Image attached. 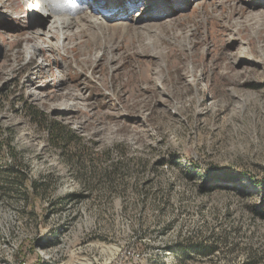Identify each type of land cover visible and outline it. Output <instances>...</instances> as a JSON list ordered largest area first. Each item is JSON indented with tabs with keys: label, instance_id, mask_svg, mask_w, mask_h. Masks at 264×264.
<instances>
[{
	"label": "rangeland",
	"instance_id": "1",
	"mask_svg": "<svg viewBox=\"0 0 264 264\" xmlns=\"http://www.w3.org/2000/svg\"><path fill=\"white\" fill-rule=\"evenodd\" d=\"M27 3L0 0L28 192L0 191V264H264V0H97L68 49Z\"/></svg>",
	"mask_w": 264,
	"mask_h": 264
},
{
	"label": "bare ground",
	"instance_id": "2",
	"mask_svg": "<svg viewBox=\"0 0 264 264\" xmlns=\"http://www.w3.org/2000/svg\"><path fill=\"white\" fill-rule=\"evenodd\" d=\"M38 1L41 4L40 7L36 5V0H21V2L23 3L28 2L27 7H25V11L26 14L27 15L29 14L30 17L32 18L31 23L33 24V26H35V30H34L35 36L41 38V40L45 38L49 46L55 49L57 44L55 45L53 40L56 39V37L59 34L61 35L62 38V42L60 40L61 43L59 45L62 47L65 46V49H68L66 40L69 39V36L72 33L74 34L78 30H81L77 27L75 31L74 29H72L73 26L76 23H78L81 20V18H84L86 15L92 17L93 16L92 10L96 9L97 7H100L98 4L94 3L97 2V0H90L91 1L90 3H88L86 0H38ZM91 8L92 10H90ZM37 13L43 15L45 19L37 20L36 19L37 17H35ZM45 20L49 21V25L47 27L46 32L40 26L42 23L45 22ZM86 26L84 28H86ZM40 34H43L44 38L43 36L40 37ZM38 48H40V45L38 43L35 42L32 44L31 49L33 51L36 52Z\"/></svg>",
	"mask_w": 264,
	"mask_h": 264
},
{
	"label": "trees",
	"instance_id": "3",
	"mask_svg": "<svg viewBox=\"0 0 264 264\" xmlns=\"http://www.w3.org/2000/svg\"><path fill=\"white\" fill-rule=\"evenodd\" d=\"M35 117H37L38 121L42 123V114H40L38 111L33 113ZM48 132L51 133L54 140H58L61 142H67L66 136L68 140L75 139L76 136L72 135L71 132L65 131L64 128L59 126L58 124H49L47 125ZM64 145V144H63ZM2 151H5L6 154L10 155L12 157V160H10L7 164H0V191L2 192H18L21 194L22 199H26L28 197V192L26 191V178L20 172L21 167L24 165L20 160H18L16 154V148L13 144V134L10 132V130L6 128H0V153ZM5 165V166H4ZM240 176H235L233 174L226 175L224 178L221 179L223 182H229V181H238ZM252 183L256 185V181L250 180ZM212 183V186H209V184ZM217 184L216 182H213L210 178H205L200 183V189L202 191H211L214 189L213 185ZM29 185L35 186V182H29ZM218 187V186H217ZM186 245L183 243H177L175 245V249L179 252H183ZM196 250H200V248H197ZM204 250V249H203ZM202 251V250H200Z\"/></svg>",
	"mask_w": 264,
	"mask_h": 264
},
{
	"label": "built area",
	"instance_id": "4",
	"mask_svg": "<svg viewBox=\"0 0 264 264\" xmlns=\"http://www.w3.org/2000/svg\"><path fill=\"white\" fill-rule=\"evenodd\" d=\"M25 263H26L25 261L22 262V264H25Z\"/></svg>",
	"mask_w": 264,
	"mask_h": 264
}]
</instances>
